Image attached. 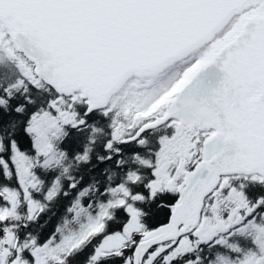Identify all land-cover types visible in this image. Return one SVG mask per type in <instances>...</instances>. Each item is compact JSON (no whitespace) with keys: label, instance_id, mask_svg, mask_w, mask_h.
I'll return each instance as SVG.
<instances>
[{"label":"snow or ice","instance_id":"1","mask_svg":"<svg viewBox=\"0 0 264 264\" xmlns=\"http://www.w3.org/2000/svg\"><path fill=\"white\" fill-rule=\"evenodd\" d=\"M0 264H264V0H0Z\"/></svg>","mask_w":264,"mask_h":264}]
</instances>
